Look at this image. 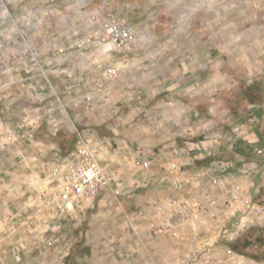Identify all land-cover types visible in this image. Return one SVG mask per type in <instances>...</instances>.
<instances>
[{"label": "rangeland", "instance_id": "rangeland-1", "mask_svg": "<svg viewBox=\"0 0 264 264\" xmlns=\"http://www.w3.org/2000/svg\"><path fill=\"white\" fill-rule=\"evenodd\" d=\"M5 1L11 12L6 15L4 6L0 5V20L9 18L10 13L20 17L27 10L24 9V0L15 4L13 0ZM150 1L153 8L147 16L141 17L148 23L138 25V29L159 32V36L167 37H142L143 45L139 50H148L149 57L157 52L161 55L173 52L170 58L176 60L175 66L161 74L163 65H143L137 73L130 72L127 79H121L123 69L118 67L116 75L107 74L109 80L102 89L99 87L101 81L93 86L98 94L96 99L83 89L73 110L71 106H55L63 110L67 120L64 121L68 122L62 128H70L69 133L80 134V137L102 139L112 152L115 149L123 151L125 146L139 142L141 137L138 135L156 138V135L168 133L170 129L175 136L177 132L193 130L191 139L197 142L204 140L206 148L201 150L208 154L202 162L197 159L187 171V186L190 188L194 172L205 165L217 159L231 160L233 165L223 172V178L226 181L239 180L241 184L242 179L254 178L255 200L264 204L262 164L254 160L258 149L264 148V0ZM130 12L127 15L117 13L129 20L130 14L136 15L134 11ZM38 29L32 24L33 32ZM18 36L23 41V35ZM31 42L35 48L34 40ZM92 46L95 50H102L100 57L103 56L101 54L116 52L104 51L103 44L99 42ZM201 50L210 51L211 60L207 63L198 61L191 65V69L197 66L201 72L206 69V74H192V82L177 87L176 82L181 81L178 74L187 68L184 63L187 51ZM141 70L148 71L145 75L149 78L141 76ZM159 80L163 81L160 85L157 84ZM60 125L56 122V134L61 129ZM235 127L241 131L234 132ZM218 131L224 136L215 143L213 138ZM253 134L262 140L254 142L253 137H249ZM106 162L113 161L109 158ZM255 163L254 168L252 165ZM55 164L48 172L49 188H54L50 189L52 193L57 188L52 177ZM166 169L168 173V160ZM10 172L4 170L0 175V264H152L149 256V253L153 254L152 246L148 247L149 250H139L134 242V247L126 248L128 244L125 242L131 240L133 243L138 234L132 227L119 226L121 221L114 218L118 212L134 213L153 204L152 190L157 185L151 171L141 177H129L134 186L125 195L118 198L107 195L98 199L94 208L76 207L65 215L56 210V198L52 199L50 191L42 192L41 200H45L42 206L26 204V195L16 192L26 184L20 182V185L12 186ZM84 212L88 215L100 212L101 218L94 224L90 217H84ZM231 214L233 212L226 216L224 224L232 229L233 224L245 214L241 211ZM12 216L19 220L16 232L10 231L12 223L8 224ZM248 217L251 223L237 240L231 242L226 237H218V243L225 250L224 256L216 255L214 246L206 264H214L211 259L225 264L226 257L257 262L264 259V213H251ZM235 244L242 251L235 248ZM228 249L232 254L227 252ZM14 250L20 254V259L15 258ZM178 262L176 254L173 264Z\"/></svg>", "mask_w": 264, "mask_h": 264}, {"label": "crops", "instance_id": "crops-1", "mask_svg": "<svg viewBox=\"0 0 264 264\" xmlns=\"http://www.w3.org/2000/svg\"><path fill=\"white\" fill-rule=\"evenodd\" d=\"M16 1L18 2V0H13V3ZM152 8L150 0H55L54 2L24 0V9H27L24 10V13H30V24L22 22L16 26L15 18L17 17L11 13L9 18L0 20V175L4 170H11L12 186L20 185V182L26 184L25 186L21 185L19 192L16 191L26 195V204L35 203L37 206L45 204V200H41L40 197L42 192H48L51 188L54 190L52 186L49 188L48 172L51 170V166L63 162L68 152L74 150L79 142L80 134H72L69 133L70 128L69 130L62 128L68 122H65L67 120H65V115L63 116V110L55 108L56 105L71 106L73 110L79 102L80 92L83 89L96 99L98 94L93 86L99 81L107 85L109 79L106 70L109 67L122 68L121 79H127L130 72L137 73L143 65H163L164 70L161 74L175 66L176 60L170 58L173 57V52L163 55L160 54L161 52H157L149 57L148 50H136L129 55L116 51L115 54L113 52L108 55L101 54L103 56L100 57V51L103 53L102 50H95L93 44L85 47L78 46L79 35L86 34L90 29L89 16L93 11L103 14L120 12L126 15L129 11H134L136 15L130 14L129 21L132 24L134 21L138 29V25L148 23V20H142L141 17L147 16ZM32 12H34L33 16ZM32 24L39 28L38 31H32ZM139 33L144 39L167 37L166 35L159 36V32L153 31L140 30ZM19 34L23 35V41H20ZM33 36L34 38H32ZM31 39L34 40L35 48L32 46ZM189 52L187 51V59L184 61L187 68L178 74L181 81L176 82L177 87L192 82L194 77H190L192 74H206V69L204 72H201V68H196L197 66L191 69L192 64H196L198 61L207 63L208 60H211L210 51ZM161 58L162 60H160ZM167 58L168 60L165 62ZM204 67L206 68L207 64ZM140 74L144 78H149L145 75L148 74V71L141 70ZM162 83V80L157 81L158 85ZM158 85L155 86L158 87ZM176 86L174 85V87ZM178 117L179 115L176 116V118ZM56 122L61 124L58 134H56L58 131ZM184 128H187V125ZM167 131L168 133L156 135V138L138 135L137 137H141L139 142H135L127 148L125 146L123 151L115 149L112 152L110 146L103 140L104 146L99 153V160L112 174V187H121L122 192L118 196H114L111 191L106 192L86 207L94 208L97 200L107 195L113 198L125 195L134 186L129 177H141L150 171L157 185L152 190V196H154L152 201L160 202L168 212L172 210L169 204L170 196L177 194L188 197L197 196L199 193L195 188L194 180L192 183L190 182V188L186 182V189L181 193L173 189L170 173L166 171L167 160L172 147L183 145L185 142L178 137V132L175 136L171 129ZM54 135H57L56 138H53ZM255 136V134L249 135V137H253L254 142L262 140ZM83 137L98 139L84 135ZM186 144L189 145V143ZM196 152L199 156L198 162H202L205 154H208L206 150H197ZM59 158L62 159L59 161ZM109 158L113 161L112 163L106 162ZM139 160H150L151 168L144 169ZM254 160L261 161L264 173V155L257 154ZM255 165L253 164L252 167L255 168ZM192 167L193 165L189 170ZM253 179H242V184H240L247 195L255 200L253 189L256 186H253L256 185V182ZM204 183L208 185L207 181ZM56 189L54 193L52 190L50 191L53 195L52 199L56 198ZM213 193L220 197L218 188H214ZM102 203L100 202V205ZM45 208L46 206L43 210ZM147 208H150V211ZM240 208L243 209L244 206ZM140 209L145 211L146 216L143 218L137 215ZM140 209L134 212L135 214L133 212H124V214L118 212L114 217L121 221L119 226L132 227L138 234V239L133 240V243L131 240H127L125 245L128 244V246L125 247L132 248L135 243L139 250L152 246L153 254L149 253L152 264H173L176 254L178 263L182 264L181 255L192 246V243L188 240L187 242L176 241L168 234L157 233L156 226L161 222L162 216L158 215L153 204L146 209ZM233 209L224 205L217 206L214 216L204 218L201 230L206 234L218 236L220 228L225 225L226 216L229 217ZM84 213V217H90L94 224L97 219L101 218L100 212H90L89 215L87 212ZM9 219L12 220L8 224L14 221L17 228L19 227V220L16 216ZM144 237L151 239L146 240ZM220 248L221 245L217 243L213 251L218 256L221 254L224 256L225 250ZM226 258H224L225 264H264V259L257 262L242 258H237L239 260ZM243 261L244 263H242Z\"/></svg>", "mask_w": 264, "mask_h": 264}, {"label": "built area", "instance_id": "built-area-1", "mask_svg": "<svg viewBox=\"0 0 264 264\" xmlns=\"http://www.w3.org/2000/svg\"><path fill=\"white\" fill-rule=\"evenodd\" d=\"M54 2L55 0H50ZM84 1V0H83ZM86 1V0H85ZM0 5L4 6L3 13L10 12L8 2L0 0ZM22 22L30 24V13H23L15 18L16 26ZM89 31L84 35H79L78 46L85 47L94 43H101L104 51H117L122 54H129L139 50L143 45V38L137 27L126 17L119 13L103 14L92 12L89 16ZM109 76L116 75L117 69L109 67L106 70ZM104 82L100 83L102 89ZM241 131L235 127L234 132ZM193 130L181 132L178 137L189 145H175L171 149L168 157V171L172 179L173 189L176 192H183L186 189L187 171L199 159L197 150L205 146L204 140L197 142L191 139ZM221 131L216 132L213 140L216 142L223 138ZM195 141V142H188ZM104 146V141L99 139H87L81 136L77 147L68 152L63 162L52 167L53 181L57 183L58 193L56 195L55 208L62 214H70L76 207L84 208L94 202L100 195L111 191L114 196L121 194L122 189L112 187V174L106 166L99 160V153ZM204 151V150H203ZM139 153H142L139 151ZM258 155H264V148H259ZM144 169L151 168L150 160H139ZM256 164V163H255ZM231 160L217 159L210 164L194 172V185L198 190V195L188 197L177 194L170 196L169 204L172 210L168 212L160 202L152 201L158 215L162 216L161 222L156 226L157 233L168 234L176 241H190L192 246L181 255L182 264H206L210 250L216 246L219 236L226 237L233 242L241 236L249 227L251 221L248 216L251 213H264V204L256 202L254 198L247 195L242 185L236 180L226 181L223 172L231 168ZM207 181L208 185L204 182ZM214 188L220 191V197L214 195ZM223 201V202H222ZM224 205L234 208L232 215L237 211L244 212L233 228L223 225L218 236L206 234L201 230L204 218L214 216L215 208ZM244 206L243 209L240 207ZM143 209L137 213L140 217H145ZM12 232H16V222H12ZM227 252L232 254V250ZM16 259H20V254L14 250ZM214 264H218V259H211Z\"/></svg>", "mask_w": 264, "mask_h": 264}, {"label": "trees", "instance_id": "trees-1", "mask_svg": "<svg viewBox=\"0 0 264 264\" xmlns=\"http://www.w3.org/2000/svg\"><path fill=\"white\" fill-rule=\"evenodd\" d=\"M246 243H247V242H246ZM244 245H246V244H244ZM234 246H235V248H237L238 250L242 251V250L237 246V244H235ZM246 247H247V246H246Z\"/></svg>", "mask_w": 264, "mask_h": 264}]
</instances>
